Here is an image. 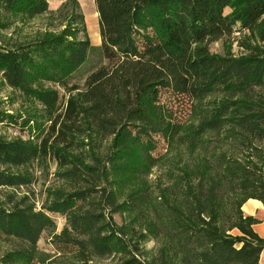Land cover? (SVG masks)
I'll use <instances>...</instances> for the list:
<instances>
[{
  "label": "trees",
  "instance_id": "1",
  "mask_svg": "<svg viewBox=\"0 0 264 264\" xmlns=\"http://www.w3.org/2000/svg\"><path fill=\"white\" fill-rule=\"evenodd\" d=\"M71 2L61 33L0 45V127L16 133L0 135V264H148L149 240L154 264H261L242 207H264V0H94L99 46ZM47 6L0 0V31ZM42 159L67 191L39 210L2 194ZM48 213L66 220L55 258L37 245Z\"/></svg>",
  "mask_w": 264,
  "mask_h": 264
},
{
  "label": "rangeland",
  "instance_id": "2",
  "mask_svg": "<svg viewBox=\"0 0 264 264\" xmlns=\"http://www.w3.org/2000/svg\"><path fill=\"white\" fill-rule=\"evenodd\" d=\"M81 13L84 16L85 26L87 33L89 35L91 44L93 46H99L100 37H99V28H98V18L96 13V8L94 0H76ZM67 4V5H66ZM71 0H48V10L45 14L25 20H18L9 30L0 31V45L1 44H13L16 42H26L32 41L33 39L41 38L46 34H57L65 28V20L70 15L72 10ZM64 5H66L64 7ZM222 41L215 42L210 45V51L218 54H222L224 46ZM232 52L235 55H238L242 52L235 44L231 47ZM93 66V63L90 62L87 68ZM86 68V69H87ZM86 69L83 70L79 77L74 81H77L79 78H83L86 73ZM45 86L49 87L51 84L44 83ZM57 88L61 95L64 94L61 88ZM10 94L5 87L0 86V101L6 100L7 96ZM0 135L6 137H13L16 133L12 129H3L0 127ZM162 144L159 146L155 155L162 154L164 152ZM60 171L55 161L50 159H42L40 163H35L33 166V173L35 177V182L29 187L19 188V189H4L2 194L13 195L15 199H20L22 197H28L31 202H33L37 210L41 209L42 205L48 203L52 199V194L54 191H67L68 187L64 182H61L57 173ZM158 174V171L152 170L151 174L148 176V182L155 180V175ZM1 194V195H2ZM52 218L55 226L53 229L46 230L42 233L38 241V249L42 253H46L55 258L53 247L51 241L54 235L59 234L62 229L65 227L66 220L63 216L59 214L48 213ZM115 214L112 216L113 222L116 228H123L124 223L127 222V219ZM141 250V259L148 264L152 263V259L157 257V251L159 244L156 241L149 240L142 242L139 246ZM52 258V259H54ZM118 258L116 256L109 257L103 261H100V264H114Z\"/></svg>",
  "mask_w": 264,
  "mask_h": 264
},
{
  "label": "crops",
  "instance_id": "3",
  "mask_svg": "<svg viewBox=\"0 0 264 264\" xmlns=\"http://www.w3.org/2000/svg\"><path fill=\"white\" fill-rule=\"evenodd\" d=\"M242 207L244 215L256 217L260 222L253 225V231L261 238L264 239V207L259 201L248 200ZM260 263L264 264V249L261 251L259 257Z\"/></svg>",
  "mask_w": 264,
  "mask_h": 264
}]
</instances>
